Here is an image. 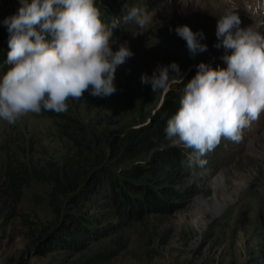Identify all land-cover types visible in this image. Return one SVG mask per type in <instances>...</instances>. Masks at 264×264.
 Returning <instances> with one entry per match:
<instances>
[{
  "label": "rangeland",
  "instance_id": "obj_1",
  "mask_svg": "<svg viewBox=\"0 0 264 264\" xmlns=\"http://www.w3.org/2000/svg\"><path fill=\"white\" fill-rule=\"evenodd\" d=\"M112 16L114 0H96ZM246 0H147L144 27L121 23L113 39L128 41L133 56L119 66L111 96L69 99L68 111L50 117L29 113L16 124L0 120V264H264V113L243 130L242 139H222L206 156L205 169L174 171L176 183L166 185L169 194L146 210L143 196L134 193L139 208L129 217L112 203L103 170L117 159L121 142L134 131L154 126L166 106L178 103L182 84L164 97L150 85L141 84V74L151 75L157 65L175 61L185 79L195 74L201 61L226 67L224 49L216 48L217 19L235 6L241 27L264 34V18L244 9ZM20 0H0V17L17 14ZM241 6V7H240ZM242 8V10H241ZM248 10V11H247ZM187 24L202 31L207 51L193 57L175 31ZM3 44L5 60L9 32ZM114 48L116 45L113 46ZM6 70L0 68V75ZM81 143V146L77 145ZM165 131L156 149L117 166L118 171L135 166H153L156 157L169 155ZM76 161L87 172L93 199L69 203L73 195L53 197L48 179L51 167L60 169ZM10 176L27 180L20 199H15ZM143 188V183L136 180ZM157 190V189H156ZM97 192V193H95ZM157 197V194H155ZM141 207V208H140ZM138 209H143L139 212ZM67 215L85 217L93 237L77 248L43 250L42 242L62 224L73 225ZM79 240V239H78Z\"/></svg>",
  "mask_w": 264,
  "mask_h": 264
},
{
  "label": "clouds",
  "instance_id": "obj_2",
  "mask_svg": "<svg viewBox=\"0 0 264 264\" xmlns=\"http://www.w3.org/2000/svg\"><path fill=\"white\" fill-rule=\"evenodd\" d=\"M17 14L4 23L9 32L7 70L0 75V120L16 124L29 113H65L67 101L117 92V68L133 56L128 41L113 39L121 23L144 27L148 17L132 6L104 22L95 0H20ZM235 6L217 19L216 48H223L226 67L201 61L187 82L179 65H157L141 84L166 96L183 84L179 107L166 123L171 147L190 150L182 167L204 170L206 156L222 139L239 142L242 133L264 113V34L242 28ZM176 34L195 57L207 51L204 34L187 24ZM116 45L114 48L113 46Z\"/></svg>",
  "mask_w": 264,
  "mask_h": 264
},
{
  "label": "trees",
  "instance_id": "obj_3",
  "mask_svg": "<svg viewBox=\"0 0 264 264\" xmlns=\"http://www.w3.org/2000/svg\"><path fill=\"white\" fill-rule=\"evenodd\" d=\"M143 1V0H142ZM114 8L118 14V10H127L132 7L136 2L141 0H114ZM96 6L101 12V18L104 22H109L113 17L106 7H102L95 0ZM8 12L3 13L0 17V68L7 70L9 65L5 63V55L3 51V44L7 40L5 34L7 25L4 21L8 18ZM196 74V73H195ZM195 74L187 76L184 81L187 82ZM184 85L182 84V88ZM180 98H178V101ZM179 107V102L173 105L166 106L160 113L158 122L154 126L134 131L132 134L122 140L120 153L116 149L111 150V156L113 159H117V162L111 165H107L103 170L107 173L105 175L109 186V197L112 200L114 206H116L123 215L129 217V214L133 210V207L139 208L138 201H134V193H140L143 196L141 203L144 204L146 210H153L154 203H157L158 199L162 196L169 194L166 185H172L176 183L174 178V171L182 167V161L186 159V152L190 150H181V155L176 154V149L169 155L164 157L157 156L155 164L153 166H135L131 169H125L118 171L120 164L134 161L139 157L153 152L157 147V141L159 137L165 131L167 120L176 113ZM50 117H55L58 114L55 112L45 111ZM77 145L81 146V143ZM183 168V167H182ZM87 172L80 164L74 160L66 162L60 169L51 167L49 169L48 179L53 183V197L66 196L68 194L73 195L69 203L74 204L76 200L82 202L92 200V189L89 182H84V178L87 176ZM136 180L143 183V188L136 185ZM10 186L15 196V199H20L22 190L27 184V180H17L13 176H10ZM157 189V190H156ZM97 193V192H95ZM157 194V197L156 195ZM141 208V207H140ZM139 212L143 209H138ZM72 219L73 225L62 224L56 232H52L44 242L42 247L44 252L51 253L58 249H71L77 248L79 242H83L93 237L94 230H91V225L95 221L91 220V224L86 221L85 217H75L73 215H67ZM79 239V240H78Z\"/></svg>",
  "mask_w": 264,
  "mask_h": 264
}]
</instances>
